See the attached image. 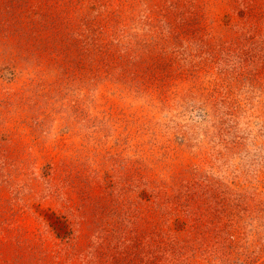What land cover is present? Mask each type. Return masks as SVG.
<instances>
[{"label": "rangeland", "instance_id": "1", "mask_svg": "<svg viewBox=\"0 0 264 264\" xmlns=\"http://www.w3.org/2000/svg\"><path fill=\"white\" fill-rule=\"evenodd\" d=\"M0 264H264V0H0Z\"/></svg>", "mask_w": 264, "mask_h": 264}, {"label": "trees", "instance_id": "2", "mask_svg": "<svg viewBox=\"0 0 264 264\" xmlns=\"http://www.w3.org/2000/svg\"><path fill=\"white\" fill-rule=\"evenodd\" d=\"M57 221H59L58 219H56V221H50V225L56 230V233H58L59 234V229H58V226L57 227H55V224H54V222H57Z\"/></svg>", "mask_w": 264, "mask_h": 264}]
</instances>
